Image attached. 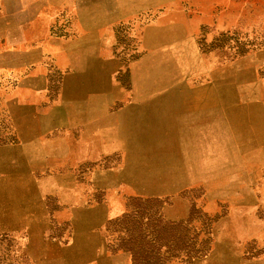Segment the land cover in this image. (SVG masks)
Returning a JSON list of instances; mask_svg holds the SVG:
<instances>
[{"label": "rangeland", "instance_id": "374dc122", "mask_svg": "<svg viewBox=\"0 0 264 264\" xmlns=\"http://www.w3.org/2000/svg\"><path fill=\"white\" fill-rule=\"evenodd\" d=\"M90 4L91 0L83 2L85 9ZM92 4L93 10L98 7L96 19L84 14L82 21L90 26L97 20L100 36L112 43L100 55L114 59L116 114L130 106L143 111L132 114L142 119L148 112L143 106L156 99V106L162 107L161 95L170 87L212 88L217 78L233 88L229 106L239 112L237 124H230L225 108V131L210 130L197 143L203 144L198 148L202 155L216 151V156L209 162L204 156L195 161V171L189 166L192 156L184 155L178 162L174 157L160 158L161 142L157 134L152 136L147 122L132 127L130 145L120 137L107 143L100 136L93 146L89 140L84 151L93 152L97 160L73 161L70 166L80 173L83 184L92 180L90 172L111 175L108 179L116 186L111 194L115 215L106 233L114 238V247L134 248L141 257L159 255L160 264H264V137L258 128L264 112H257L264 109V0H98ZM79 21L60 17L53 30L60 29L63 35L66 25L63 36H72L69 32ZM60 79V75L50 77L52 102ZM14 84L12 77L0 73V264H42L31 248L33 236H40L32 233L35 219L18 218L10 208L17 183L7 174L19 168L10 155L18 144L10 113ZM253 116L259 117L257 122ZM63 132L56 128L40 137L43 144L51 142L45 145L46 154L50 147L53 152L54 140ZM52 155L47 157L50 163H40L36 180L57 174L59 162ZM122 177L130 188L118 185ZM124 189L131 191L124 193ZM102 193L98 199L105 198Z\"/></svg>", "mask_w": 264, "mask_h": 264}, {"label": "crops", "instance_id": "0c3cea01", "mask_svg": "<svg viewBox=\"0 0 264 264\" xmlns=\"http://www.w3.org/2000/svg\"><path fill=\"white\" fill-rule=\"evenodd\" d=\"M85 1L0 0V73L15 81L10 113L18 144L10 155L19 167L10 173L2 170L17 183L16 193L12 191V215L35 219L32 233L40 236H33L31 248L42 264H132L130 252L116 250L114 238L106 233L115 215V197L111 194L116 186L108 179L111 175L90 172L92 180L83 184L70 163L97 160L83 147L89 140L93 146V140L100 136L107 143L120 137L130 145L131 129L142 121L152 126L148 128L152 136L158 135L161 159L174 157L178 162L184 155L192 156L189 166L195 171V161L204 156L209 162L216 156V151L202 155L198 148L203 144L197 143H202L210 130L215 134L225 131V108L229 109L230 124H237L239 112L229 106L233 88L217 78L212 88L187 91L181 84L170 87L161 95L165 98L162 107L156 106V99L143 106L148 112L142 119L132 114L143 111L130 106L116 114L114 59L100 55L112 43L100 36L97 20L94 25L90 21V26L82 21L84 14L94 15V19L98 15V4L96 10L92 4L98 0H91L87 9ZM68 16L81 21L74 24L69 32L72 36L67 37L63 36L67 34L66 25L62 26L63 35L53 26L59 24L60 17ZM54 75L61 77L57 102L51 101L50 77ZM253 118L256 122L259 119ZM261 124L258 128L264 137V118ZM56 128L64 132L52 143L53 152L50 147L46 154L45 145L51 146V142L43 144L40 137ZM126 151L131 152L130 148ZM49 153L59 162L57 174L36 180L40 163L51 162ZM125 172L129 176L127 168ZM177 176H181L180 171ZM120 184L130 188L124 178ZM99 192L106 194L105 198L98 199Z\"/></svg>", "mask_w": 264, "mask_h": 264}, {"label": "trees", "instance_id": "16d2710c", "mask_svg": "<svg viewBox=\"0 0 264 264\" xmlns=\"http://www.w3.org/2000/svg\"><path fill=\"white\" fill-rule=\"evenodd\" d=\"M127 218H128V216H123L122 219L124 220ZM117 221H120V220H117ZM122 242H124V240H122ZM120 250H125L127 252H130V254L132 256V264H148L149 261H147V260H154V264H160V262H161V257L159 255L157 257H152V258H149L145 255H142V257H141V254H139V252L134 248H124L123 247ZM194 258L195 257H192L191 260Z\"/></svg>", "mask_w": 264, "mask_h": 264}]
</instances>
